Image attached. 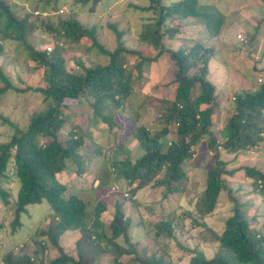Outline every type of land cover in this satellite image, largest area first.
<instances>
[{
  "label": "trees",
  "instance_id": "obj_1",
  "mask_svg": "<svg viewBox=\"0 0 264 264\" xmlns=\"http://www.w3.org/2000/svg\"><path fill=\"white\" fill-rule=\"evenodd\" d=\"M80 1L85 4L91 0ZM147 2L139 10L150 13L151 18L143 23L137 40L140 45L154 49L155 57L169 56L175 67L172 80L167 85L171 91L161 97L154 127L140 124L124 134V138L130 137L135 142L138 157H132V150L123 145L124 140L95 146L103 161L102 150L111 149L112 154L105 160L107 166L103 167L101 175L95 177L97 184L93 189L102 190L107 176L111 180V188L123 182L122 193L136 208L141 205L136 195L145 189L160 191V200H167V195L181 192L186 181L182 163L191 158L197 142L203 139L207 150L213 152V164L205 170L204 187L193 203L194 218L191 220L193 226L203 228V220L214 211L220 196L227 194L232 197L225 186V178L239 173L242 178L250 180L248 194L264 197V172L254 167H237L232 172L219 159L217 151L221 149L235 155L264 145V81L253 91L232 94L229 102L231 113L219 131L213 133V117L221 103L214 85L207 79L208 64L214 56L212 48L194 42L188 48L169 50L162 46L161 41L164 37L171 39L181 26L180 20L188 18H201L208 37L215 38L223 27V15L213 5H201L197 0H179L170 4L164 0ZM11 4L9 0H0V57L6 53L3 44L14 42L17 55L22 54L32 64L31 70L41 72L43 86L15 89L0 68V96L10 91L18 94L31 90L41 97L45 108L31 113L24 126H18L0 114V123L10 130L6 140L0 142V205L12 214L8 225L11 234L22 226L20 218L27 214V206L45 202L49 211L43 216L45 224L34 227V249L16 253L9 250L0 257V264H98L93 260L85 261L88 249L109 253L111 259L107 264H173L181 257L175 261L165 259L170 255V242L178 245L182 258L189 257L188 264H264V235L246 219L251 201H235L232 215L225 220L220 233L213 234L216 252L206 259L197 245L185 248L176 240L175 231L182 230L185 213L152 223L151 242L139 246V241L129 240L128 231L133 220L124 215L120 206L113 204V213L106 223L101 220L106 208L100 199L88 209L82 198L66 191L57 176L70 164L75 166L77 175L85 171V157L79 150L83 149L84 137L89 133L88 130L80 133L72 125L64 136L59 135L68 120L62 113V109L67 108L65 102L80 105L91 100L89 108L93 116L110 129L114 126L119 128L121 125L112 119L99 116L97 107L105 99L109 101L111 113L121 114L134 92L135 79L132 66L130 71L125 70V54H136L139 58V53L122 46L119 40L121 33H116L113 25L110 27L119 42L114 50L107 51L97 41L96 28L85 27L72 17L54 18L58 0H35L30 12L21 16ZM37 6L41 8L37 9ZM33 11L45 13V18L34 17ZM37 29L54 36L61 46L55 44L50 50L35 48L29 38ZM83 39L89 41L91 48L96 49L98 56L106 58L107 62L103 66L91 67L78 64L80 72H68L62 49L78 45ZM84 52L89 53V48H84ZM136 119L137 116L132 122L135 123ZM9 170L17 183L13 198L2 187V182L8 181ZM87 216L89 223L86 222ZM2 220L0 230L4 227ZM65 233H77L80 237L76 241L74 258L65 254L60 246V238ZM80 240L82 245H79ZM48 250H53L56 255L46 257Z\"/></svg>",
  "mask_w": 264,
  "mask_h": 264
},
{
  "label": "rangeland",
  "instance_id": "obj_2",
  "mask_svg": "<svg viewBox=\"0 0 264 264\" xmlns=\"http://www.w3.org/2000/svg\"><path fill=\"white\" fill-rule=\"evenodd\" d=\"M9 1L12 3V9L19 16L30 12L31 6H35V0ZM177 1L179 0H164V3L170 4ZM197 1L201 5H213L223 15L224 24L218 36L208 37L201 18H188L181 19L178 32L174 33L171 39L164 37L161 43L165 49L169 50L188 48L194 42L212 48L214 56L208 64L207 79L214 85L221 103L217 115L213 117L215 123L212 132L217 133L226 117L231 113L229 102L232 94L253 91L259 83L264 81V3L262 0ZM147 4V0H91L85 4L80 0H58V7L53 13L54 18L72 17L85 27L96 28L97 41L107 51L114 50L119 42L110 27L113 25L116 33H121L119 40L122 46L129 51L139 53V58L136 54H125V70L130 71V66H132L135 79L134 92L121 114H114L113 111L111 113L109 101L105 99L97 107L99 116L105 115L112 119L116 124L121 125L119 128L114 126L113 129H110L96 116H93L89 108L91 100L88 104L80 105L71 101L65 102L67 108L62 109V113L68 117V120L64 122L59 135L64 136L72 125L78 132L88 130L89 134L84 137L83 149L79 150L85 157V171L77 175L75 166L70 164L66 171L58 174L57 180L68 193H74L82 198L88 204V209L96 200L100 199L106 208V211L101 214L103 222L109 221L114 203L120 206V209L124 210V215L130 216L133 220L131 229L128 231L129 240L130 242L139 241V246L151 242L152 223L164 218L172 219L174 216L185 213L187 216L183 220L182 230L175 231L176 240L185 248L197 245L204 257L210 259L216 252L215 235L213 236V234L220 233L225 220L232 215L235 201L239 200L241 203L251 201L247 208L246 219L255 226L260 234L264 235V197L261 198L256 193L248 194L247 191L251 189L250 180L242 178L237 173L232 178H225V186L229 195L231 194V198L235 200L232 202L230 196L222 194L214 211L203 220L204 227L193 226L191 222L194 218L193 203L204 187L205 170L213 164L211 157L213 152L207 150L205 140L197 142L191 158L182 163L186 181L181 187V192L167 195V200H160V191L153 192L145 189L136 195V200L141 203L136 208L124 196V192L122 193L123 182H118L114 184L115 187L111 188L109 187L111 180L107 176L104 178L102 190L93 189L97 184L95 177L98 178L101 175L103 167L107 166L105 160L112 154L111 149L110 151L102 150L103 161L102 156H98V149L95 146L99 144L106 146L113 140H116V143L124 140L123 145L126 149L132 150L130 152L132 157H138L139 153L135 148V142L130 137L124 138V134L128 129L135 128L140 124L150 128L154 127L161 97L171 91V87L167 85L172 80L175 70L173 62L166 54L155 57L154 49L140 45L137 40L143 23L151 18L150 13L139 10ZM38 8L40 9L41 6H37ZM35 12H32L34 17L45 18V13L35 14ZM29 40L35 44L37 49L50 50L55 44L61 46L54 36L38 29L31 32ZM3 45L6 53L0 57V68L8 76L11 85L20 90H24L26 87H42L41 72L31 70L32 64L22 54L17 55L15 43L8 41ZM84 48H89V53L86 54ZM61 53L64 57L65 69L72 73L81 71L78 64L91 67L103 66L107 62V59L98 56L97 50L91 48L90 42L84 39L78 45L64 46ZM18 94L10 91L0 96V114L18 126H24L29 115L42 111L45 105L41 102V97L31 90ZM136 116V122L133 123L132 120ZM9 134L8 127L0 123V142L5 141ZM217 151H219V159L225 162L226 168L232 172L237 167H254L264 172V145L252 150L246 149L235 155L227 154L221 149ZM119 157H122V154ZM7 176L8 181L4 180L2 187L9 191L13 198L17 183L10 170ZM26 211L27 214L20 218L22 226L16 233L11 234L8 225L12 220V214L3 205H0V219H3L4 225L0 230V257L9 250L16 253L19 250L30 252L34 249L32 244V241L35 240L34 227L45 224L46 219L43 216L49 211V207L43 202L27 206ZM170 211L174 213L169 214ZM86 222H90L88 216ZM78 239L80 237L77 233H65L60 238V246L69 257L74 258L77 254L76 241ZM79 245H82L81 240ZM169 247L171 248L168 252L170 255L165 257L166 260L175 261L181 257L180 261L173 264H188L189 257L182 258L183 253L180 252L176 243L170 242ZM92 251L89 249L85 251L86 254L88 253L86 262L93 260L98 264H107L111 259L109 253ZM158 254H162V252ZM45 255L52 257L56 255V252L48 250Z\"/></svg>",
  "mask_w": 264,
  "mask_h": 264
},
{
  "label": "built area",
  "instance_id": "obj_3",
  "mask_svg": "<svg viewBox=\"0 0 264 264\" xmlns=\"http://www.w3.org/2000/svg\"><path fill=\"white\" fill-rule=\"evenodd\" d=\"M35 14H37V12H35Z\"/></svg>",
  "mask_w": 264,
  "mask_h": 264
}]
</instances>
